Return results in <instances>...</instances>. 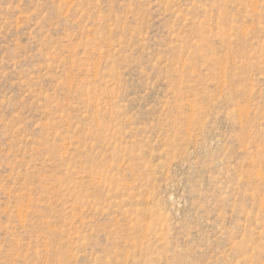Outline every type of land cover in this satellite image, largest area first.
<instances>
[{
	"label": "rangeland",
	"instance_id": "rangeland-1",
	"mask_svg": "<svg viewBox=\"0 0 264 264\" xmlns=\"http://www.w3.org/2000/svg\"><path fill=\"white\" fill-rule=\"evenodd\" d=\"M0 264H264V0H0Z\"/></svg>",
	"mask_w": 264,
	"mask_h": 264
}]
</instances>
